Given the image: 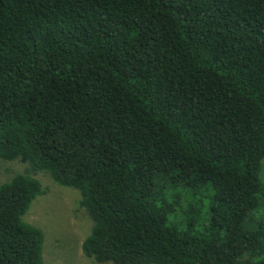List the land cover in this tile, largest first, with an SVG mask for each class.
<instances>
[{
	"label": "trees",
	"instance_id": "trees-1",
	"mask_svg": "<svg viewBox=\"0 0 264 264\" xmlns=\"http://www.w3.org/2000/svg\"><path fill=\"white\" fill-rule=\"evenodd\" d=\"M0 158V264H43L38 172L97 263L264 264V0H0Z\"/></svg>",
	"mask_w": 264,
	"mask_h": 264
},
{
	"label": "rangeland",
	"instance_id": "rangeland-1",
	"mask_svg": "<svg viewBox=\"0 0 264 264\" xmlns=\"http://www.w3.org/2000/svg\"><path fill=\"white\" fill-rule=\"evenodd\" d=\"M24 168L25 164L17 159L0 158V183L9 181ZM260 176L264 184V159ZM36 178L46 192L31 202L23 220L43 233V264H112L97 263L81 251V243L89 234L92 222L84 208H77L80 198L78 190L55 183L44 172H38ZM261 221L264 222L263 198L248 213L245 225L256 227Z\"/></svg>",
	"mask_w": 264,
	"mask_h": 264
}]
</instances>
